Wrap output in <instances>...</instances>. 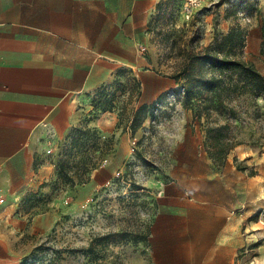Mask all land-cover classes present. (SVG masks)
I'll use <instances>...</instances> for the list:
<instances>
[{
	"label": "crops",
	"instance_id": "crops-1",
	"mask_svg": "<svg viewBox=\"0 0 264 264\" xmlns=\"http://www.w3.org/2000/svg\"><path fill=\"white\" fill-rule=\"evenodd\" d=\"M160 1L0 0V264H20L27 242L55 226L56 203L37 214L20 208L28 194L54 176L53 167L43 163L45 142L77 126L91 99L122 71L138 75L149 66L145 34ZM257 69L264 75V67ZM140 82L134 112L179 87L171 77L148 69ZM111 119L90 125L103 139H122ZM190 137L152 226L155 262L235 264L241 222L227 201L211 198L204 187L226 178L229 160L216 168L200 136ZM243 153L249 156L251 150ZM259 163L257 171L264 174V149ZM117 167L114 160L102 162L69 197L88 201L112 182ZM193 184H202L195 195L188 191Z\"/></svg>",
	"mask_w": 264,
	"mask_h": 264
},
{
	"label": "rangeland",
	"instance_id": "rangeland-1",
	"mask_svg": "<svg viewBox=\"0 0 264 264\" xmlns=\"http://www.w3.org/2000/svg\"><path fill=\"white\" fill-rule=\"evenodd\" d=\"M186 1L159 2L145 34L144 53L149 66L137 71L138 75L122 71L118 84L115 82L91 99L77 126L66 136L51 137L45 142L43 163L53 167L54 176L38 192L28 194L20 208L37 214L44 212L50 203H56L57 222L52 230L27 242L20 264H156L152 226L165 190L175 182L176 173L172 171L185 159L190 134L200 136L205 150L206 127L224 124L225 118L213 115L207 122L204 114L202 118L195 115L196 108L185 109L181 104L180 81L175 92L167 93L161 103L149 106L143 120L144 114H138L142 107L133 111L139 102L141 74L148 69L170 77L178 71L181 37L186 40L195 36L206 46L217 34L225 35L235 25L247 30L242 58L255 62L260 69L264 67V0H249L251 4L245 0L242 4L241 0H206L189 22L182 14ZM233 106L239 116L233 120L230 133L241 145L228 157L226 178L204 187L211 190V198L227 201L230 212L241 222V232L234 239L238 248L235 264H264V181L258 178L264 179V174L257 171L264 149V97L246 91L235 99ZM111 118L116 121L117 132L122 131V139L115 135L105 138L114 142L103 163L114 160L118 166L116 175L88 201L76 203L69 197L70 190H65L63 181L55 175L66 137L76 127H92L93 121ZM245 150H251L249 156L243 153ZM236 162L247 167L246 171H239ZM201 189L202 184H198L188 191L194 194ZM145 232L149 242L135 244ZM111 233L121 235L98 247L106 248L105 259L90 261L82 250L94 238Z\"/></svg>",
	"mask_w": 264,
	"mask_h": 264
},
{
	"label": "trees",
	"instance_id": "trees-1",
	"mask_svg": "<svg viewBox=\"0 0 264 264\" xmlns=\"http://www.w3.org/2000/svg\"><path fill=\"white\" fill-rule=\"evenodd\" d=\"M245 2L251 4L249 0ZM246 40L247 30L240 25L231 27L225 35L217 34L206 46L201 45L195 36L186 40L181 37L178 71L170 76L176 83L181 81V104L185 109L196 108L195 115L202 118L204 114L207 122L213 115L225 118L224 124L208 125L204 135L205 151L218 168L223 167L229 155L241 145L233 140L230 133L233 120L239 116L233 102L246 91L256 97H264V75L254 63L242 58ZM115 82L118 84L119 79ZM166 95H162L156 103H161ZM148 108L143 106L142 111L138 112L144 114L143 120L146 119ZM113 142V139H103L96 128L88 125L76 127L66 137L62 159L55 174L63 181L65 190H73L88 183L93 172L102 165L105 156L112 152ZM236 163L239 171H246L247 167ZM120 235L111 233L98 236L82 251L90 261L99 262L105 259L106 248L98 247ZM148 242L147 232L140 234V238L134 241L135 244Z\"/></svg>",
	"mask_w": 264,
	"mask_h": 264
},
{
	"label": "built area",
	"instance_id": "built-area-1",
	"mask_svg": "<svg viewBox=\"0 0 264 264\" xmlns=\"http://www.w3.org/2000/svg\"><path fill=\"white\" fill-rule=\"evenodd\" d=\"M205 2L206 0H187L182 9L185 21L189 22L195 13L202 8Z\"/></svg>",
	"mask_w": 264,
	"mask_h": 264
}]
</instances>
